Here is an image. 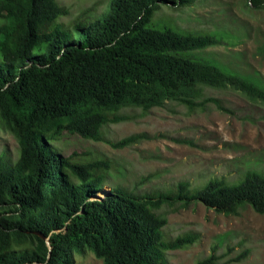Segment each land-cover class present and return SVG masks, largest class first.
Here are the masks:
<instances>
[{"label": "trees", "instance_id": "obj_1", "mask_svg": "<svg viewBox=\"0 0 264 264\" xmlns=\"http://www.w3.org/2000/svg\"><path fill=\"white\" fill-rule=\"evenodd\" d=\"M193 2L106 0L99 13L84 10L62 21L69 9L57 0H0V128L17 143L13 160L0 155V264H71L86 251L101 264H167V251L186 248L198 234L166 239L162 207L198 200L224 215L246 206L264 215V171L247 170L232 183L212 177L195 193L187 182L137 193L105 187L107 157L53 145L94 140L122 148L150 138L104 135V126L128 119L125 107L143 115L167 102L190 112L212 102L225 110L203 95L205 86L232 87L264 102L260 81L199 54L222 44L221 35L182 31L171 17H157L163 6ZM214 251L195 264H217Z\"/></svg>", "mask_w": 264, "mask_h": 264}, {"label": "rangeland", "instance_id": "obj_2", "mask_svg": "<svg viewBox=\"0 0 264 264\" xmlns=\"http://www.w3.org/2000/svg\"><path fill=\"white\" fill-rule=\"evenodd\" d=\"M57 1L69 9L61 20L69 21L84 10L99 13L106 0ZM157 15L171 17L182 31L221 35L222 44L206 47L199 54L264 85V6L249 0H194L176 9L163 6ZM159 23L172 26L162 19ZM203 95L218 99L225 110L212 102L192 112L167 102L143 115L138 108L125 107L120 111L128 119L104 126V135L115 141L144 132L150 138L122 148L94 140L58 139L53 145L107 157L112 169L105 187L120 185L137 193L175 190L180 182H187L189 192L195 193L212 177L232 183L247 170L264 171V102L228 86H205ZM16 151L13 135L0 128V155L11 161ZM159 212L167 219L162 228L166 239L186 232L198 234L186 248L167 251V264H195L212 253L213 246L217 264H264V215L250 206L240 209L238 215H224L197 200L186 208L164 206ZM244 250L248 251L245 258L230 260ZM71 264L101 261L86 251L74 255Z\"/></svg>", "mask_w": 264, "mask_h": 264}]
</instances>
